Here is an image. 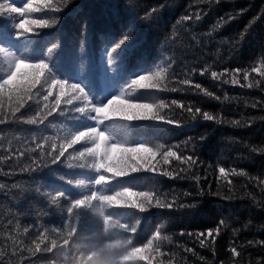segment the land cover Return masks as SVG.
<instances>
[{
	"label": "trees",
	"instance_id": "16d2710c",
	"mask_svg": "<svg viewBox=\"0 0 264 264\" xmlns=\"http://www.w3.org/2000/svg\"><path fill=\"white\" fill-rule=\"evenodd\" d=\"M8 2L22 7L29 0ZM51 5L23 17H0L5 49L0 79L17 58L44 61L49 81L78 84L94 106L119 96L158 106L155 114L163 119L101 122L74 110L85 106L79 99L65 105L67 96L62 113L47 116L44 105L54 104L59 88L44 84V78L39 94L33 89L32 101L14 119L16 101L6 93L0 101V113L6 114L0 124V264H147L138 259L145 256L151 264H264V83L257 84L264 77L252 71L264 70V0H51ZM37 6L43 7L41 0H34ZM56 8L61 11L53 13ZM22 19L57 23L44 29L33 25L18 37L22 30L15 24ZM126 33L130 39L109 64L111 48ZM212 72L222 75L213 78ZM149 73L157 88L131 84ZM233 73L239 83L231 82ZM188 108L201 110L196 119ZM204 112L213 119L205 120ZM33 116L37 124L24 122ZM90 128L109 137L108 147L144 144L158 153L170 149L191 156L195 163L170 157L164 164L158 155L156 172L140 170L101 185L94 183L99 174L91 168L93 158L79 156L93 147L91 141L67 148L60 157L64 162L51 163L61 145ZM125 188L151 192L153 200L141 211L103 198ZM58 194L64 198L53 204L51 197ZM157 200L165 207L157 208ZM71 202L80 209L72 219L78 235L50 252H35L41 235L47 237L41 248L50 247L58 236L54 229L67 225ZM150 241L149 249L142 248Z\"/></svg>",
	"mask_w": 264,
	"mask_h": 264
},
{
	"label": "snow or ice",
	"instance_id": "6c2138e0",
	"mask_svg": "<svg viewBox=\"0 0 264 264\" xmlns=\"http://www.w3.org/2000/svg\"><path fill=\"white\" fill-rule=\"evenodd\" d=\"M34 0H29L28 3L24 4L22 7H18L13 3H9L8 0H3L0 2V17H12L13 13H18L21 17H23L26 13L35 11L40 12L44 9H52L51 0H41V4L43 7L37 6L33 7ZM59 8L52 10L53 13L60 12ZM199 19V14L196 16ZM184 19H189V17H185ZM57 23V19H22L18 24H15V28L22 30L17 32L18 37L25 36L27 33L32 32V26L35 25L40 29L49 28L52 25ZM130 39V33L124 34L119 42L111 48V51L108 54V62L109 64L113 63L112 55L128 40ZM4 48H0V53L4 52ZM52 51V49H49ZM50 72L49 66L44 61H40L38 63H26L24 60L17 58L14 64V69H10L7 74V78L0 79V101L7 93L9 99L15 98V103L12 106V118L19 119L16 117V113H20L21 109L30 104V101L33 99V89H37V85L43 87L41 83L42 78H44L43 83H50L51 87H58L59 94L55 97V102L52 105L45 104L44 107L48 109L47 116H51L53 112L58 109L62 113L63 109H60L61 100L65 96L67 98L64 100L65 105H74L73 100L79 99L85 103L84 107L77 106L75 107V111L79 113H90L91 118H94L97 121H106L110 117H122L124 120L132 121V120H140V119H163L155 114V109L158 107L156 105L150 103H134L128 100L121 99L119 96L112 98L108 101V103L104 106L97 107L92 104V102L88 99L87 94L84 92V89L81 88L78 84L65 82L63 80L58 79H49L45 77V72ZM241 70H235V72H239ZM252 71L258 72L261 77H264V70L253 68ZM159 75V73H157ZM213 78H220V75L216 72L211 73ZM153 76L151 73L148 75H140L138 78L131 80V84L141 89H154L157 88L158 85L155 83H151ZM243 79H249V73L247 71L243 72ZM147 81V83H146ZM231 82L233 84L239 83L236 78V74L233 73ZM182 83L189 84L188 80H184ZM264 83V80L258 81L257 84ZM248 87H253V84H248ZM195 87L197 89L200 88L199 84H196ZM37 94H39V89H37ZM52 95L51 90L48 91L47 95H44V101H48L49 96ZM211 95V93H208ZM176 102L173 101V104ZM91 104V108H88L87 105ZM163 106V102L159 107ZM2 102H0V108H2ZM192 114V118L196 119V113H199L201 110L199 108H188ZM93 113L95 115H93ZM46 118V117H45ZM203 118L205 120H212L213 117L209 115L207 112L203 113ZM6 122V114L0 113V124ZM25 123L28 124H37L38 121L35 116L31 118H27L24 120ZM43 122V118L39 121ZM168 123H172V121H167ZM219 122V121H217ZM108 136L100 131L98 128H90L87 131H81L73 136V138L64 145H61L59 148L58 155H52L51 163L54 164L56 162H64L60 159L65 155V150L67 148H72L73 145L79 144L81 141H91L93 143V147H85L82 152L79 153L81 158L91 157L93 158V163L91 168L94 169L99 175L94 181L96 185H101L108 183L110 179H115L117 177H124L128 174L138 172L140 170H148L152 172L157 171V165L160 163L159 160L156 159L158 155L163 156V163L168 164L170 162V157H175L177 160H185L189 164L195 163L193 157H183L181 155H177V152L172 150H166L163 153H158L152 148L146 147L144 144L137 145L136 147H122L117 144H112L111 147L107 146ZM47 162H45V165ZM69 166H72L69 164ZM84 167V165H79ZM29 171H33V169L29 168ZM105 173H111L112 176L109 178L108 176L102 174V171ZM220 172L225 173V169L221 168ZM167 175V172L163 173ZM92 193V192H91ZM89 194V196L91 195ZM85 196V195H84ZM83 196V197H84ZM82 198L76 199L75 201H82ZM126 198V200H121L120 198ZM58 198H64L63 194H58L57 196L51 197V202L53 204L58 203ZM105 200H114L118 203H125L132 208L139 209L141 211L145 210V202L151 203L153 200V193L151 192H136L130 189L125 188L123 191L116 193L111 196H104ZM157 208H163L165 205L161 204L159 200H157L156 205ZM171 207V205H168ZM79 208L76 206L74 202H71L67 207L66 219L69 221L66 224L61 225V227L54 229L57 232V238H53L51 240V246L49 247L47 244L43 248H41V244L47 239V237L40 236L39 243L35 245V252H50L52 249H55L60 246V241L62 240L63 245H67L71 239H74L76 235H78V227L76 224L72 223L73 217H79ZM129 228L134 229L136 226L129 225ZM65 229H67L65 233ZM27 232L28 229L25 228ZM159 233H157L158 235ZM203 236L204 234H199ZM208 236H212L213 232H208ZM152 241L145 244L142 248L149 249ZM201 245L204 244V240H200ZM31 251V250H30ZM191 251V249H189ZM231 252L234 256L239 255L237 249L235 247L231 248ZM140 260L147 261V264H151L152 258L150 256L138 257ZM259 264V262H258Z\"/></svg>",
	"mask_w": 264,
	"mask_h": 264
},
{
	"label": "clouds",
	"instance_id": "9594fccd",
	"mask_svg": "<svg viewBox=\"0 0 264 264\" xmlns=\"http://www.w3.org/2000/svg\"><path fill=\"white\" fill-rule=\"evenodd\" d=\"M89 264H96V261L95 260L90 261Z\"/></svg>",
	"mask_w": 264,
	"mask_h": 264
}]
</instances>
